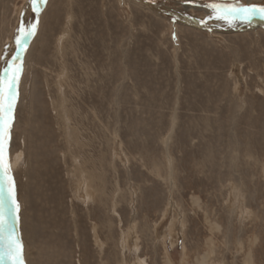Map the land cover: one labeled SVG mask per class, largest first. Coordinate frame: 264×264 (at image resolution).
Wrapping results in <instances>:
<instances>
[{
  "label": "rangeland",
  "instance_id": "374dc122",
  "mask_svg": "<svg viewBox=\"0 0 264 264\" xmlns=\"http://www.w3.org/2000/svg\"><path fill=\"white\" fill-rule=\"evenodd\" d=\"M186 1L0 0L25 264H264V20Z\"/></svg>",
  "mask_w": 264,
  "mask_h": 264
},
{
  "label": "snow or ice",
  "instance_id": "6c2138e0",
  "mask_svg": "<svg viewBox=\"0 0 264 264\" xmlns=\"http://www.w3.org/2000/svg\"><path fill=\"white\" fill-rule=\"evenodd\" d=\"M38 2L45 0H33V5ZM204 7L211 10L208 20L224 21L229 26H234L236 21L250 23L257 15L264 18V4L243 3L242 0H212ZM34 10L39 11L36 7ZM35 27L32 25L28 30L21 29V35L16 38V55L0 69V233H3L0 239L3 240L4 247L0 259L7 257L12 264H25V261L23 242L17 230L20 206L15 198V181L11 176V165L5 162L4 153L10 135L12 111L18 95L15 89L23 71L22 63L17 61L25 50L27 39L34 34Z\"/></svg>",
  "mask_w": 264,
  "mask_h": 264
},
{
  "label": "bare ground",
  "instance_id": "6f19581e",
  "mask_svg": "<svg viewBox=\"0 0 264 264\" xmlns=\"http://www.w3.org/2000/svg\"><path fill=\"white\" fill-rule=\"evenodd\" d=\"M181 1V0H180ZM206 1H209V0H206ZM186 2H189L190 4L191 3H195V1H193V0H188V1H186ZM254 2V1H253ZM252 2V3H253ZM210 3V2H209ZM260 18H257V20H253V22L252 23H254V24H256L257 22L259 23L260 21H262L263 22V20H264V18H262L261 16H259ZM243 23V22H242ZM2 235H3V233H2Z\"/></svg>",
  "mask_w": 264,
  "mask_h": 264
}]
</instances>
